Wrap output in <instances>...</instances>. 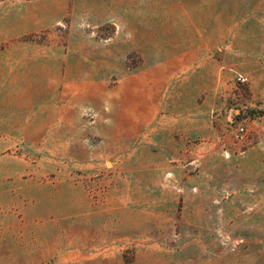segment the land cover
<instances>
[{"label":"rangeland","instance_id":"1","mask_svg":"<svg viewBox=\"0 0 264 264\" xmlns=\"http://www.w3.org/2000/svg\"><path fill=\"white\" fill-rule=\"evenodd\" d=\"M13 25L0 50L29 58L30 93L0 96V264H264V0H0ZM210 45L219 143L160 172L141 128L188 109Z\"/></svg>","mask_w":264,"mask_h":264},{"label":"crops","instance_id":"2","mask_svg":"<svg viewBox=\"0 0 264 264\" xmlns=\"http://www.w3.org/2000/svg\"><path fill=\"white\" fill-rule=\"evenodd\" d=\"M27 33L23 26L13 25L11 29L0 31V44L18 42ZM213 48L215 45H210L205 53L190 57L192 66L184 73V79L190 82L187 110L161 111L157 104L150 106V121L141 128L142 138L137 140L136 149L149 150L152 155L160 156L163 160L159 165L160 172L167 169L171 170L170 173L176 172L180 163L183 168L196 170L210 148L219 143L223 89L217 80L222 78L225 71L223 60L209 54L212 51L209 49ZM6 52V49L0 50V96L28 95L29 58L3 56ZM197 80L209 82H195ZM215 108L218 112L216 115ZM13 133L14 137L24 136L28 133V126H16ZM144 136L150 138L144 140Z\"/></svg>","mask_w":264,"mask_h":264},{"label":"built area","instance_id":"3","mask_svg":"<svg viewBox=\"0 0 264 264\" xmlns=\"http://www.w3.org/2000/svg\"><path fill=\"white\" fill-rule=\"evenodd\" d=\"M248 118L235 119L231 116L230 122L232 124V140L235 145L244 146L248 140Z\"/></svg>","mask_w":264,"mask_h":264}]
</instances>
